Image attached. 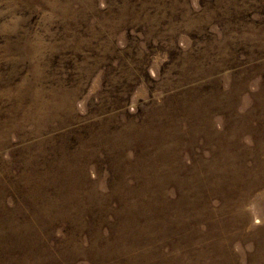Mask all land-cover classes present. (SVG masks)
<instances>
[{"label":"rangeland","instance_id":"374dc122","mask_svg":"<svg viewBox=\"0 0 264 264\" xmlns=\"http://www.w3.org/2000/svg\"><path fill=\"white\" fill-rule=\"evenodd\" d=\"M0 264H264V0H0Z\"/></svg>","mask_w":264,"mask_h":264},{"label":"trees","instance_id":"16d2710c","mask_svg":"<svg viewBox=\"0 0 264 264\" xmlns=\"http://www.w3.org/2000/svg\"><path fill=\"white\" fill-rule=\"evenodd\" d=\"M215 198H216V197H215ZM215 198H214V199H215ZM214 201H217V203H220V204L223 203V202L225 203V201H224V199H223L222 197H218V198H216ZM214 201H213V202H214ZM202 227H205V226L202 225ZM205 228L207 229V226H206Z\"/></svg>","mask_w":264,"mask_h":264}]
</instances>
